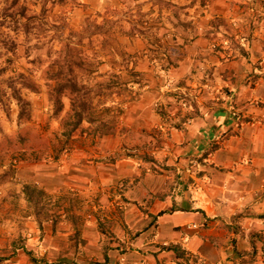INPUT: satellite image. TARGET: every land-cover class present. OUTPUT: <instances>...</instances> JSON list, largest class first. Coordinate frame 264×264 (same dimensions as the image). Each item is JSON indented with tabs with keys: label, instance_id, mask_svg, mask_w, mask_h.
Segmentation results:
<instances>
[{
	"label": "rangeland",
	"instance_id": "rangeland-1",
	"mask_svg": "<svg viewBox=\"0 0 264 264\" xmlns=\"http://www.w3.org/2000/svg\"><path fill=\"white\" fill-rule=\"evenodd\" d=\"M44 1L0 0V264H59L72 257L71 242L83 248L81 228L99 209L100 193L106 194L89 187L106 165L123 158L147 161L138 149L147 148L148 135L192 125L199 105L221 103L224 71L237 54L250 51L264 16V0H46L43 14ZM235 6L245 9L248 23L238 19ZM22 10L37 15L30 31ZM99 14L118 19L105 46L101 37L77 41L75 32L101 21ZM66 42L71 57L93 69L77 68L76 74L94 92L93 120L84 121L64 148L62 121L70 102L64 96V110L53 115L48 72L57 69L54 61ZM22 75L38 91L24 87ZM12 81L28 103L23 119ZM26 185L38 202L27 199ZM45 225L54 232L58 227L59 234L46 237ZM101 251L89 256L97 259ZM119 261L129 264L123 253Z\"/></svg>",
	"mask_w": 264,
	"mask_h": 264
},
{
	"label": "crops",
	"instance_id": "crops-1",
	"mask_svg": "<svg viewBox=\"0 0 264 264\" xmlns=\"http://www.w3.org/2000/svg\"><path fill=\"white\" fill-rule=\"evenodd\" d=\"M259 28L246 56L227 65L221 103L199 105L192 125L148 135L138 149L147 161L106 165L89 187L106 194L81 228L85 245L71 242L72 257L59 264H121L122 253L129 264H264V79L256 78L264 74V16ZM43 232L55 233L51 225ZM94 249H102L97 259Z\"/></svg>",
	"mask_w": 264,
	"mask_h": 264
},
{
	"label": "trees",
	"instance_id": "trees-1",
	"mask_svg": "<svg viewBox=\"0 0 264 264\" xmlns=\"http://www.w3.org/2000/svg\"><path fill=\"white\" fill-rule=\"evenodd\" d=\"M45 1L42 4L43 14L46 11ZM64 1L65 0H59V2ZM167 5L172 9L180 8L172 3H167ZM26 14V11L22 10L19 15L24 17L26 16V18H28L27 22L25 23V27L27 31H30L29 26L31 25V22L37 19V15L34 14L27 16ZM16 17L17 15L14 14L13 19L15 21H17ZM117 23L118 19H116L115 17L102 16L101 21L95 18L82 32H75V34H78L79 36V39H77V41L82 42L87 37L94 42V40H97V38L101 37L102 41H99V43H101L103 47L105 46V43L108 42L107 36L110 34L111 30L116 26ZM73 33L69 34L70 38H72ZM130 34L132 35V33ZM109 56L112 55L109 54ZM54 63L57 65V69L48 72L49 81H54V83L49 84L48 95L53 105L54 116H59L64 110L65 103L63 101V97L67 96L69 98L70 109L67 112V117H65L62 121L63 135L66 138V145H64V148H67L66 146L68 140L81 127L84 121L93 120V117L90 115V111L93 104L92 92H94V89L92 87H88L85 84L79 83L76 74L77 68L88 71L89 73H91L93 69H90L89 66L86 65L83 58L78 60L71 57L70 44L67 42L62 45L59 56L54 61ZM22 78L23 80H21L20 82H22V85L24 87L29 88L32 91H38V87L36 86L34 81L31 80V78L25 77L24 75H22ZM15 83L16 81H12L10 87L12 88L13 97L16 99L20 107L19 118L23 119L24 117L29 115L27 110L28 103L22 97ZM109 86H115V84H109ZM216 146L217 145H213L209 153H211V151L214 150ZM209 153H206V155ZM24 190L26 193V197L30 202H38V199H35V189H32L30 185H26L24 187ZM36 195L38 196V194ZM174 250L177 251L179 255H185V251L177 248V246H174ZM29 254L31 255L32 252L29 251ZM33 259L37 261V259H35L34 257Z\"/></svg>",
	"mask_w": 264,
	"mask_h": 264
},
{
	"label": "built area",
	"instance_id": "built-area-1",
	"mask_svg": "<svg viewBox=\"0 0 264 264\" xmlns=\"http://www.w3.org/2000/svg\"><path fill=\"white\" fill-rule=\"evenodd\" d=\"M194 227H196V225H194Z\"/></svg>",
	"mask_w": 264,
	"mask_h": 264
}]
</instances>
